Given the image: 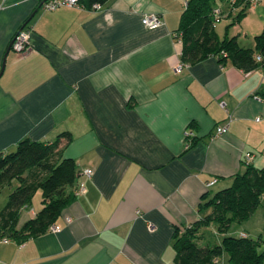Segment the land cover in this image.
<instances>
[{
  "label": "crops",
  "instance_id": "crops-1",
  "mask_svg": "<svg viewBox=\"0 0 264 264\" xmlns=\"http://www.w3.org/2000/svg\"><path fill=\"white\" fill-rule=\"evenodd\" d=\"M188 1L45 11L39 0H0V154L69 133L56 161L73 159L77 186H87L52 225L60 233L10 237L0 264H177L175 231L200 220V206L248 165L264 167V67L246 72L211 55L177 73ZM146 14L159 15L162 27L147 29ZM25 26L31 48L11 50L3 70ZM233 30L241 47L255 49L264 0ZM224 124L228 132L215 136ZM33 201L17 229L42 210Z\"/></svg>",
  "mask_w": 264,
  "mask_h": 264
},
{
  "label": "trees",
  "instance_id": "trees-1",
  "mask_svg": "<svg viewBox=\"0 0 264 264\" xmlns=\"http://www.w3.org/2000/svg\"><path fill=\"white\" fill-rule=\"evenodd\" d=\"M223 1H188L180 24L183 63L193 65L212 55L221 62L231 61L246 72L264 67V32L255 37V49L241 47L237 37L227 36L220 40L215 31L218 23L214 19V12L218 2ZM107 2L83 0L82 4L91 10L94 4L103 6ZM230 5L229 18L234 17L232 24L235 26L246 17L251 5L249 0H231ZM258 55L262 56V62L256 60ZM62 138L70 141L71 135L64 133L53 143L47 144L26 139L19 142L15 151L0 154V186L11 185L13 181L20 183L0 213L3 236L23 242L47 233L76 199L78 168L75 161H56ZM250 155L252 159L253 155ZM38 189L43 194L42 210L17 229L22 209L29 206ZM263 197L264 167L248 165L243 173L234 178L231 187L217 192L200 206L205 210L200 220L182 232L175 231L176 263L220 264V258L227 255L229 264H264V235L251 239L247 234L236 236L230 233L234 224H241L252 217ZM201 230H207V234L210 230L215 231L222 238L219 243L207 242L201 246L199 240L204 238Z\"/></svg>",
  "mask_w": 264,
  "mask_h": 264
},
{
  "label": "built area",
  "instance_id": "built-area-1",
  "mask_svg": "<svg viewBox=\"0 0 264 264\" xmlns=\"http://www.w3.org/2000/svg\"><path fill=\"white\" fill-rule=\"evenodd\" d=\"M42 3V8L45 11H55L57 9L60 8H64V7H68V8H82L85 9L84 5L82 4L83 0H39ZM250 1V5L251 7H256L260 2H262L263 0H249ZM188 7V2H185V8ZM102 6L98 5V4H94L91 11H99L101 10ZM214 19L217 23L221 22L224 19V15L223 12L220 11L219 9H216L214 12ZM143 25L150 30H155L158 29L160 27H162L163 22L162 19L159 15L156 14H146L143 17ZM31 32L32 29L31 28H27L26 26L16 35V37L14 38V42L12 45L11 50L16 52L17 54L23 55L26 54L30 48H31V43H30V38H31ZM256 60L258 62H262V56L258 55L256 56ZM185 64H180L177 66L176 68V72L180 73L182 72V70L185 68ZM222 107L225 108V105L222 104ZM260 120V119H257ZM229 129V125L228 124H224L221 126H218L216 128V133L215 136H222L224 134H226L228 132ZM194 136V134L192 132H188L186 134V138L189 140L192 139V137ZM246 162H250L251 159V155L247 154L245 157ZM83 175L88 178L91 179L93 176V172L91 170H85L82 172ZM217 183V180H213L208 184V188H211L213 186H215ZM87 192V186L85 182H81L78 185V189L76 191V196H80L83 195ZM67 222L70 223L71 219H67ZM150 229L153 230V227H151ZM50 232L53 233H60L62 231V229L58 226H52L49 229ZM11 242V238L7 237V236H3L2 232L0 230V244H8Z\"/></svg>",
  "mask_w": 264,
  "mask_h": 264
},
{
  "label": "rangeland",
  "instance_id": "rangeland-1",
  "mask_svg": "<svg viewBox=\"0 0 264 264\" xmlns=\"http://www.w3.org/2000/svg\"><path fill=\"white\" fill-rule=\"evenodd\" d=\"M231 0H224L223 2H218L217 9L223 12V15H228L231 12ZM228 19H223L220 23L216 26V33L220 37V40L225 39L227 36L230 38L233 37L232 32H234L232 21L226 22ZM230 30V31H229ZM262 168V167H261ZM20 186L18 181H13L11 185H2L0 186V210L4 209L7 205L10 195ZM218 189H213V193H216ZM34 201L33 206H39L43 201V194L42 190L38 189L33 195ZM204 233V234H203ZM212 233V234H211ZM231 234L236 236H241L242 234H247L248 237L251 239H258L262 235H264V197L262 198L261 204L252 217L241 223V224H234L231 228ZM201 234H203L202 239L199 240V245H205L207 242L210 243H219L222 236L216 235L215 231H209V236L207 234V230H201ZM220 264H229L228 256L224 255L220 258Z\"/></svg>",
  "mask_w": 264,
  "mask_h": 264
},
{
  "label": "water",
  "instance_id": "water-1",
  "mask_svg": "<svg viewBox=\"0 0 264 264\" xmlns=\"http://www.w3.org/2000/svg\"><path fill=\"white\" fill-rule=\"evenodd\" d=\"M21 30H22V29H21ZM13 42H14V40L11 42V44H10L8 50H7V54H6L5 59H4L3 70H4V67H5V63H6V58H7L8 54H9L10 51H11V48H12ZM3 70H2V71H3Z\"/></svg>",
  "mask_w": 264,
  "mask_h": 264
}]
</instances>
